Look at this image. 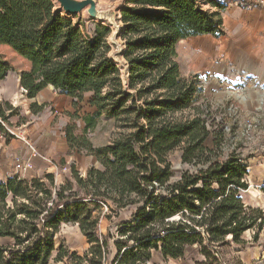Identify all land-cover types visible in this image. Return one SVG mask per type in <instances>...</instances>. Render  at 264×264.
<instances>
[{
  "label": "trees",
  "instance_id": "trees-1",
  "mask_svg": "<svg viewBox=\"0 0 264 264\" xmlns=\"http://www.w3.org/2000/svg\"><path fill=\"white\" fill-rule=\"evenodd\" d=\"M210 5L219 11L203 10L198 0H125L117 19L122 79L108 56V24L85 34L53 0H0V46L30 65L19 80L27 99L48 86L73 100L89 94L93 111L80 118L82 131L79 118L68 114L62 132L69 152L84 151L99 164L84 176L70 166L61 184L51 173L0 181V264H159L156 255L227 264L225 249L244 244L245 232L256 230L257 240L264 211L241 199L247 160L236 151L219 160L228 138L221 126L211 131L207 105H197L198 78H183L177 62L180 41L223 34L222 7ZM9 71L0 59V81ZM44 107L32 103L29 114ZM102 116L120 131L95 149L86 134ZM15 119L16 126L28 122L21 109L0 100V130ZM209 136L212 149L204 145ZM176 150L197 169L171 182L168 156ZM104 207L106 218L117 220L115 235L98 231ZM61 225L78 227L88 245L81 256L56 243Z\"/></svg>",
  "mask_w": 264,
  "mask_h": 264
},
{
  "label": "rangeland",
  "instance_id": "rangeland-1",
  "mask_svg": "<svg viewBox=\"0 0 264 264\" xmlns=\"http://www.w3.org/2000/svg\"><path fill=\"white\" fill-rule=\"evenodd\" d=\"M74 5L85 3L75 15H67L64 11L59 9V4L55 3L56 8L59 9L64 15L69 16L74 23H78L79 27L85 34H91L94 24H108L111 28V34L107 38V44L110 47L109 58L116 64L120 70L122 79L126 78V65L122 58L123 42L119 38V12L124 7L125 0H69ZM203 10H209L210 3L216 0H198ZM217 2V1H216ZM215 3V2H214ZM218 5V4H217ZM91 7L95 10L96 14L91 12ZM218 7L221 8L220 5ZM216 11L219 9L216 7ZM186 43L181 42L179 46H185ZM0 59L9 64L11 71L8 76L5 75L4 79L0 81V85L6 88V82L10 84V101H5L4 97L0 96V100L9 102L13 107L21 109V111L28 116V122L21 126H16V119L12 120V126L2 124L3 129L7 128L4 137L6 140L12 138L13 133L21 134L20 130L33 128L37 126L28 135H22L26 140V145L29 149L33 150L36 159L34 162L26 160L22 156H16L13 159V166L16 159L24 162H29L31 169H29L21 177L33 178L39 177L43 173H51L54 176L56 184H61L69 175L70 166L84 176L89 167L98 168L99 164L97 159L93 156H87L86 152H69L68 147L64 145V137L62 129L69 122L68 114L77 116L76 120L79 133L82 131L84 124L81 117L84 114L91 113L93 110L88 105L90 98L89 94L84 95L80 100L75 99L70 105L68 111H47V116L31 123L34 118L29 114V107L27 110L19 107V100L26 97L24 91L18 90L17 82L15 79L18 73L24 68L25 62L16 53L6 46H0ZM7 76V77H6ZM9 78V79H7ZM184 78V77H183ZM125 83V82H124ZM52 94H54L52 92ZM22 96V98L20 97ZM50 97V96H49ZM244 94L230 91L225 94L223 98L217 102L208 101L200 96L197 105H207V121L211 125V131L218 132L219 126L224 129L226 138L222 143L219 153V160L227 157L231 151H236L243 158H246L248 164V175L245 178L247 190L241 192V199L246 207L253 209H261L264 211V98L257 88L251 99L244 102ZM46 106V105H45ZM28 112V113H26ZM40 117V116H39ZM36 120V119H35ZM6 127V128H5ZM23 127V128H22ZM119 125L112 119H107L104 116L99 118L96 127L87 132L86 137L95 149L102 148L109 144L112 139L120 131ZM19 132V133H18ZM50 136L54 140L53 146L51 145L52 152H46L47 148L42 146L43 138ZM205 147L213 148V137L209 136L204 143ZM24 159H23V158ZM170 163L171 182H176L181 174L185 171L195 172L196 167L183 164L181 162V152L179 150L173 151L168 156ZM34 165V166H33ZM99 222V233L105 235L108 231L111 234H116L117 220L113 217L106 218L109 214L105 207ZM129 213L122 215L123 219H127ZM256 230H249L242 235L244 244L236 246L229 245L225 249V260L227 264H264V229L259 233L257 240L253 237ZM57 244H63L70 252H76L81 256L88 245L80 233L77 226L61 225L57 235ZM159 264H197L201 261H185L184 259L173 260L170 258L162 259L159 256H154Z\"/></svg>",
  "mask_w": 264,
  "mask_h": 264
},
{
  "label": "crops",
  "instance_id": "crops-1",
  "mask_svg": "<svg viewBox=\"0 0 264 264\" xmlns=\"http://www.w3.org/2000/svg\"><path fill=\"white\" fill-rule=\"evenodd\" d=\"M216 1L214 2L222 7L223 34L220 36L204 34L180 41L176 47L180 74L184 78L197 76L202 90V100L217 102L225 94L234 91L243 93L244 102H247L255 88L264 98V7H248L247 2L237 3L236 0ZM215 9L216 7H210L208 11L215 12ZM181 42L186 45L179 46ZM24 62V68L15 79L20 93L21 73L30 68V65ZM5 86L4 89L3 85H0V96L4 97L5 101H10V98H5L10 97L9 82H6ZM72 101L73 99L48 86L34 99L23 97L19 100L18 106L27 110L32 103L46 105L41 113L32 116L34 120L29 123L32 124L40 120L41 115L42 118L46 117L47 111L54 110L56 113L68 111ZM36 127L21 129L20 135L13 133L9 140L4 137L7 128L5 127L4 132L0 130V181H5L9 175L14 174L13 159L16 156L24 155L26 160L34 162L36 155L27 147L23 136L28 135V132H32ZM43 139L42 146L47 148L46 152H52L50 146H53L54 140L50 136ZM64 145L67 146L65 142Z\"/></svg>",
  "mask_w": 264,
  "mask_h": 264
},
{
  "label": "built area",
  "instance_id": "built-area-1",
  "mask_svg": "<svg viewBox=\"0 0 264 264\" xmlns=\"http://www.w3.org/2000/svg\"><path fill=\"white\" fill-rule=\"evenodd\" d=\"M236 2L237 3L247 2L248 7H251V6L264 7V0H236ZM22 92H23V90H22ZM29 169H31V165L29 162H24L20 159H16L15 164H14V174L22 176Z\"/></svg>",
  "mask_w": 264,
  "mask_h": 264
},
{
  "label": "water",
  "instance_id": "water-1",
  "mask_svg": "<svg viewBox=\"0 0 264 264\" xmlns=\"http://www.w3.org/2000/svg\"><path fill=\"white\" fill-rule=\"evenodd\" d=\"M56 3L59 4V9L64 11L65 14L67 15H75L78 10L85 4V3H80L77 5H74L71 1L69 0H53ZM91 12L93 14H96L95 10L93 9V7H91Z\"/></svg>",
  "mask_w": 264,
  "mask_h": 264
}]
</instances>
